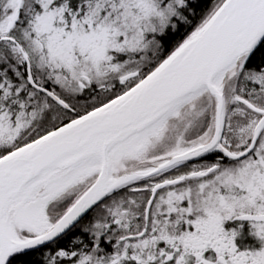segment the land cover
<instances>
[{
  "label": "snow or ice",
  "instance_id": "1",
  "mask_svg": "<svg viewBox=\"0 0 264 264\" xmlns=\"http://www.w3.org/2000/svg\"><path fill=\"white\" fill-rule=\"evenodd\" d=\"M0 264H264V0H0Z\"/></svg>",
  "mask_w": 264,
  "mask_h": 264
}]
</instances>
